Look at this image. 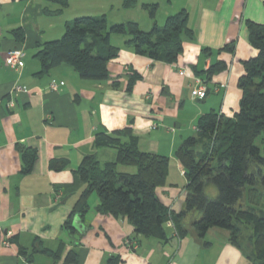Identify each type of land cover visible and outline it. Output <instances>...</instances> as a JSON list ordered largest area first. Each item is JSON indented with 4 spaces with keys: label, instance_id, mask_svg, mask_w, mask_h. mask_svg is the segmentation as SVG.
I'll return each mask as SVG.
<instances>
[{
    "label": "crops",
    "instance_id": "0c3cea01",
    "mask_svg": "<svg viewBox=\"0 0 264 264\" xmlns=\"http://www.w3.org/2000/svg\"><path fill=\"white\" fill-rule=\"evenodd\" d=\"M145 3L159 4V25L187 9L193 34L184 36L176 62L138 54L125 36L114 34L120 52L108 64L107 79H84L67 64L40 73L39 46L61 38L76 17L106 14L110 23L134 20L149 30L154 19ZM251 21L264 23V0H138L133 7L122 0H68L67 6L56 0H0V264H109L113 256L118 264H249L228 231L210 229L200 239L194 222L201 213L195 210L177 215L185 234L168 226L166 240L139 235L127 218L98 212L96 193L84 216L72 214L85 188L77 171L84 156L116 158V149L94 145L95 135L126 127L140 137L142 149L170 157L168 181L158 194L177 214L185 209L188 179L176 150L199 136L203 114L232 117L238 110L244 61L257 54L249 39ZM232 42L233 51L224 49ZM12 47L25 50L20 70L5 63ZM198 79L207 83L205 98L191 95ZM18 85L27 90L15 92ZM29 150L36 159L32 171L24 172ZM207 191L217 194L212 184Z\"/></svg>",
    "mask_w": 264,
    "mask_h": 264
},
{
    "label": "trees",
    "instance_id": "16d2710c",
    "mask_svg": "<svg viewBox=\"0 0 264 264\" xmlns=\"http://www.w3.org/2000/svg\"><path fill=\"white\" fill-rule=\"evenodd\" d=\"M56 1L68 5V0ZM122 1L125 7L138 3ZM143 8L154 19L149 30H143L134 20L110 23L106 14L76 17L67 24L61 38L39 46L36 56L41 61L40 73L67 64L84 79H107L108 64L120 52V47L112 43L114 34L125 36V42L132 44L138 54L176 62L183 51L184 36L193 34L187 9L168 15L159 25V4L145 3ZM248 28L257 54L244 61L245 71L238 81L242 91L238 110L232 117L216 111L203 114L198 121L199 136L187 138L176 150L188 179L185 209L177 214L158 194V188L168 181L170 157L142 149L140 137L126 127L95 135L94 145L116 149V158L102 162L95 153L84 156L77 171L85 188L72 216H84L90 196L96 193L98 212L125 217L137 234L166 240L168 226L175 228L179 236L185 234L178 216L195 210L201 213L194 222L200 239L212 228L225 229L249 264H264V23L251 21ZM224 49L233 51L234 43L226 44ZM216 65L207 71L212 73ZM132 86L131 82L129 89ZM24 159V172H31L36 151L29 150ZM51 165L59 167L55 161ZM122 165L135 171L120 170ZM210 184L217 188L215 196L207 191ZM67 227L75 229L70 221ZM20 252L32 262L27 248ZM118 261V256H113L107 263Z\"/></svg>",
    "mask_w": 264,
    "mask_h": 264
},
{
    "label": "built area",
    "instance_id": "2783aa9c",
    "mask_svg": "<svg viewBox=\"0 0 264 264\" xmlns=\"http://www.w3.org/2000/svg\"><path fill=\"white\" fill-rule=\"evenodd\" d=\"M2 33V30L0 28V35ZM26 53L25 50L21 47H12L10 49L7 50L6 52V56H5V63L12 67L15 70H20L21 66H22V61L25 58ZM181 74H187L186 69H181L180 70ZM223 86L225 84H222ZM51 87L55 88L56 87V83L54 81L51 82ZM27 90V86L25 85H18L16 87V89L14 90L15 92H21V91H26ZM208 92V86L207 83L205 81V79H198L197 83L195 85H193L192 90H191V95L193 98H205V96L207 95ZM9 106L13 105V101L10 100L8 103ZM168 224L173 225L172 221H169ZM129 241V240H128ZM8 241H6L7 243ZM131 243V241H130ZM134 246L136 247L137 244L135 242Z\"/></svg>",
    "mask_w": 264,
    "mask_h": 264
},
{
    "label": "rangeland",
    "instance_id": "374dc122",
    "mask_svg": "<svg viewBox=\"0 0 264 264\" xmlns=\"http://www.w3.org/2000/svg\"><path fill=\"white\" fill-rule=\"evenodd\" d=\"M164 22H165V21H164ZM164 22H161V25H163ZM162 23H163V24H162ZM215 230H224V232H227V230H225V229H215V228H212V231H213V232H216ZM212 231H211V232H212Z\"/></svg>",
    "mask_w": 264,
    "mask_h": 264
}]
</instances>
